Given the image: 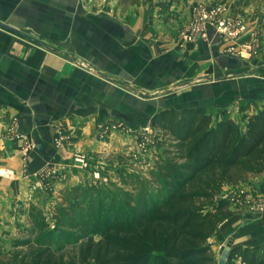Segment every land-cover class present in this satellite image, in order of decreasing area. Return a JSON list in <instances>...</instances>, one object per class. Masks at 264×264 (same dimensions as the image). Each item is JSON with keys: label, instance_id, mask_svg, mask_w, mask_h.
<instances>
[{"label": "crops", "instance_id": "0c3cea01", "mask_svg": "<svg viewBox=\"0 0 264 264\" xmlns=\"http://www.w3.org/2000/svg\"><path fill=\"white\" fill-rule=\"evenodd\" d=\"M92 1L0 0V224L24 215L33 196L82 184L89 174L74 152L116 170L128 135L161 110L202 107L244 128L264 108L262 0H117L113 10ZM198 3L243 18L242 34L184 41ZM253 40L249 56L241 50ZM219 198L231 215L208 239L216 264L234 247L264 246V175Z\"/></svg>", "mask_w": 264, "mask_h": 264}, {"label": "trees", "instance_id": "16d2710c", "mask_svg": "<svg viewBox=\"0 0 264 264\" xmlns=\"http://www.w3.org/2000/svg\"><path fill=\"white\" fill-rule=\"evenodd\" d=\"M149 126L165 140L152 173L159 192L121 174L112 191L65 188L50 220L29 206L30 227L0 264H216L208 239L231 215L223 188L264 175V108L244 128L202 107L161 110ZM69 243H79L74 256ZM227 263L264 264V246L234 247Z\"/></svg>", "mask_w": 264, "mask_h": 264}, {"label": "rangeland", "instance_id": "374dc122", "mask_svg": "<svg viewBox=\"0 0 264 264\" xmlns=\"http://www.w3.org/2000/svg\"><path fill=\"white\" fill-rule=\"evenodd\" d=\"M121 2H123L124 6H126L128 3L127 0L126 1L121 0ZM92 3L95 4V7L99 9L102 8L105 10L117 9V0H102V1L95 0L92 1ZM143 128L138 130L139 133L131 135L132 138H129L130 135H128V139L130 140L132 139L130 146H128L129 150H125L123 152L117 151V165L113 164L114 167L117 168L114 171L113 169L112 170L107 169L108 164L105 157L102 158L96 157L95 155H92L93 153L74 152L72 158L76 155H84L91 157L94 161H97L102 165L101 167L96 169V171L99 173L100 176L98 181H94L93 179H91V172H92L91 170L92 168H91L90 170L83 171L89 174L87 179H85L82 182V184H76V185L79 186L81 185L82 187H86L89 185L92 186L96 185L98 187L105 186L109 189V191H112V189L115 186L120 187L118 176L121 174L130 178L135 177L139 185H142L148 190L154 192V194L159 192V187L154 182L152 173L155 171L159 159L164 157L165 140L162 138L161 133L157 130L156 131L151 130L149 132L150 133L149 135H142L145 129ZM124 147H127V144H124ZM75 167L79 169L77 166ZM79 170L82 171L81 169ZM116 173H117V179H116ZM68 187L69 186L58 189L53 194L48 195L47 193L46 194L44 193V191H47V186H45V188L43 187V191H42L45 194V196L44 194L43 195L38 194L39 199L37 198V196L34 199L33 196V198H31V201H29L30 202L29 206H35L37 209H39L43 213L45 219L48 221L51 219L52 216V212H51L52 208L59 201L61 191ZM113 193L114 192H112V194ZM261 205L262 204H259L258 206ZM29 206H28V210H29ZM28 210L24 211L25 212L24 215H22V213L19 211V215H20L18 217L19 219L12 222L10 225H6L5 223L0 224L1 251L3 252L8 251L10 246L16 243L21 238L22 235L20 234V232L30 227ZM78 247H79V243H69L67 244L65 251L68 252L69 255L74 256L77 252ZM219 263L228 264L227 260L224 261V258H220L217 261V264Z\"/></svg>", "mask_w": 264, "mask_h": 264}, {"label": "built area", "instance_id": "2783aa9c", "mask_svg": "<svg viewBox=\"0 0 264 264\" xmlns=\"http://www.w3.org/2000/svg\"><path fill=\"white\" fill-rule=\"evenodd\" d=\"M244 26L245 20L241 17H228L227 9L223 5L214 4L206 6L198 3L192 6V18L182 34V39L184 41H204L209 32H214L224 39L233 41L242 34ZM258 47V41L253 40L243 45L241 51H245L249 56H256ZM230 51L235 52V49H230ZM151 130L154 129L146 127L142 135H149ZM135 133H139V131ZM56 145L60 146L61 142H56ZM72 163L82 171L92 168L91 179L94 181L99 180L100 176L96 171V169L102 166L99 162L94 161L88 156L76 155L72 158ZM2 174L6 175L7 173L3 172Z\"/></svg>", "mask_w": 264, "mask_h": 264}, {"label": "water", "instance_id": "95a60500", "mask_svg": "<svg viewBox=\"0 0 264 264\" xmlns=\"http://www.w3.org/2000/svg\"><path fill=\"white\" fill-rule=\"evenodd\" d=\"M220 264V263H219Z\"/></svg>", "mask_w": 264, "mask_h": 264}]
</instances>
